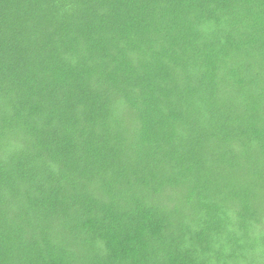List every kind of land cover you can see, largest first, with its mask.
<instances>
[{
	"label": "trees",
	"instance_id": "1",
	"mask_svg": "<svg viewBox=\"0 0 264 264\" xmlns=\"http://www.w3.org/2000/svg\"><path fill=\"white\" fill-rule=\"evenodd\" d=\"M0 264H264V0H0Z\"/></svg>",
	"mask_w": 264,
	"mask_h": 264
}]
</instances>
